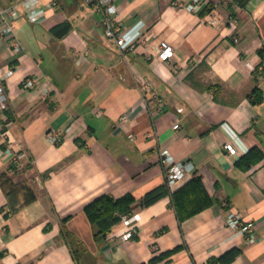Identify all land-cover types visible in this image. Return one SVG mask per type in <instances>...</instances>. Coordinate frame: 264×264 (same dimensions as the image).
Returning a JSON list of instances; mask_svg holds the SVG:
<instances>
[{"label":"crops","instance_id":"0c3cea01","mask_svg":"<svg viewBox=\"0 0 264 264\" xmlns=\"http://www.w3.org/2000/svg\"><path fill=\"white\" fill-rule=\"evenodd\" d=\"M48 1L39 0L38 20L19 6V52L8 37L0 39L8 95L0 108V264H264V78L253 76L264 47V0H203L211 9L204 14L186 9L185 0H113L118 30L141 21V39L125 51L105 35L94 7ZM11 4L0 0V7ZM65 19L73 29L57 39L49 29ZM161 42L174 47L170 61L159 57ZM190 72L235 91L239 103L225 105L195 89L185 81ZM25 77L33 87L24 86ZM144 80L161 102L143 90ZM254 88L263 92L261 103L247 96ZM253 148L261 158L239 165ZM161 149L195 165L175 190L200 176L209 199L181 221L170 193L138 202L167 187ZM126 193L136 201L130 213L139 214L137 233L120 239V218L97 240L85 206ZM227 210L255 222L253 242L226 223ZM63 226L81 242L72 246ZM234 249L232 260L219 261Z\"/></svg>","mask_w":264,"mask_h":264},{"label":"built area","instance_id":"2783aa9c","mask_svg":"<svg viewBox=\"0 0 264 264\" xmlns=\"http://www.w3.org/2000/svg\"><path fill=\"white\" fill-rule=\"evenodd\" d=\"M14 4L6 7H0V19H2V25L0 27V39L3 37H8L11 47L15 52H19L22 48L18 41L14 40V30H13V20L21 15V10L19 6L22 7L24 14L28 15L30 20H38L39 15L43 12L38 10L39 0H13ZM84 4L92 6L101 16L102 26L104 28L105 35L112 38L121 51H125L133 47L137 41L141 39L142 29L141 21L137 22L132 27L120 31L115 27V21L117 17V8L113 3V0H82ZM183 1H178L176 4L182 3ZM48 3V4H47ZM46 4L52 7L56 4V0H49ZM203 0H185L183 6L189 11L198 12L203 9ZM36 9V12H32ZM211 24H216L217 20L215 18L210 19ZM232 24L236 23L235 19L231 18ZM237 40V37L234 38ZM174 47L166 42H161L159 57L162 60L170 61L174 57ZM14 68L8 69L6 76L9 77L13 74ZM24 86L33 87L35 80L30 77H25L22 80ZM143 90L153 92V98L156 102H161L158 95L152 90L149 81L142 82ZM8 95L6 90V85L0 80V108L5 110L7 108ZM121 120H127V115H122ZM179 124L173 125L174 129L179 128ZM129 136H132L130 133ZM49 138L53 142H59L60 138L57 133H49ZM225 148L228 153L235 155L236 148L232 143L225 144ZM160 159L164 171L165 182L170 191H174L178 184L185 179L188 174L194 171L195 165L191 161H181L177 160L174 155L168 149H161L159 151ZM10 155L15 159L18 158L14 152H10ZM21 157V156H20ZM139 214L137 212L123 214L121 216L124 228L119 236L122 240L131 239L138 231V220ZM226 223L235 229L238 233L242 234L247 241L253 242L255 240V222L244 220L243 215L240 212L227 210Z\"/></svg>","mask_w":264,"mask_h":264},{"label":"trees","instance_id":"16d2710c","mask_svg":"<svg viewBox=\"0 0 264 264\" xmlns=\"http://www.w3.org/2000/svg\"><path fill=\"white\" fill-rule=\"evenodd\" d=\"M65 3L67 1L65 0ZM211 9L208 7V4L202 9L201 14H204ZM73 29V24L69 19H65L61 22H58L49 29V32L57 39L63 38ZM261 56V66H257L254 69L253 76L260 75L264 78V47H261L258 51ZM254 77V78H255ZM185 81L190 84L192 87L199 91H211L213 98L216 102L235 106L239 103L240 97L233 90H225L220 82L216 83H206L202 79L198 78L194 72H190L186 77ZM250 102L253 104L261 103L263 100V92L260 88H254L249 95ZM262 154L258 149H251L244 154L237 163L242 167H248L253 162L259 160ZM170 193L171 206L174 208L179 221L192 216L196 212L200 211L202 208L208 205L209 199L204 191L201 184V177H193L187 184L181 188L170 191L168 187H159L153 190L148 191L139 202L140 205H148L153 201L157 200L161 196ZM135 198L131 193H126L121 197H113L109 194H103L92 202L87 204L84 208L86 215L94 226V236L97 240H102L107 231L117 222H119L121 215L130 213L135 206ZM64 228V226H63ZM65 236L72 245L73 242L78 244L81 242L74 236L71 232L66 231ZM73 246V245H72ZM167 252L166 254H168ZM236 250H231L226 254L222 255L219 258V261L222 263L229 262L235 256ZM157 257L150 259V262H153Z\"/></svg>","mask_w":264,"mask_h":264}]
</instances>
